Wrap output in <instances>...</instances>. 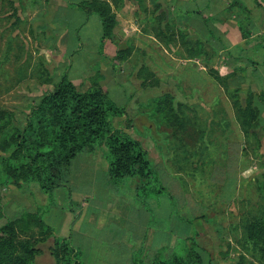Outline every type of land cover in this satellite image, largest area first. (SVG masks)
Instances as JSON below:
<instances>
[{
	"label": "rangeland",
	"instance_id": "obj_1",
	"mask_svg": "<svg viewBox=\"0 0 264 264\" xmlns=\"http://www.w3.org/2000/svg\"><path fill=\"white\" fill-rule=\"evenodd\" d=\"M96 1L103 9L109 7L107 0ZM110 2L113 4L112 0ZM123 3L113 5L120 8ZM5 8L9 9L10 5L5 3ZM147 13L148 8H142L138 13L140 24L135 21L133 30L122 31L126 41L117 50L122 51L121 56L112 64L114 82L101 88L103 76L98 69L99 62L92 61L83 66L93 67L96 74L86 83L75 85L81 91L98 86L123 109L121 117L110 120L111 129L123 131L137 140L148 157L150 154L152 165L164 172L158 174L163 187V193L158 196L165 198V211L157 217L147 203L149 198L158 196L139 194L138 199L133 194L138 180H128L124 186L98 185L91 200L124 217L123 233L128 239L122 238L132 244L140 240L145 248L147 228L164 233L158 235L156 242L162 240L165 250L147 252L142 248L133 261L136 264L162 261L181 242L183 246L173 253L191 252L199 257L201 264H264V259L255 251L254 242L242 228L245 212L263 202L264 195V121L256 134L249 132L246 137L233 107V102L240 103L251 94L250 89L242 84L231 85L233 66L205 62L203 57L179 45L176 37L169 40L168 51L163 44L165 39L155 38L166 25L159 28ZM0 26L4 27V31H0L2 142L12 139L14 128L24 127L43 93L50 91L59 79L58 65L40 49V38L34 43L36 46L28 47L21 38L12 42L14 31L10 20L1 21ZM19 28L23 35L26 28L23 25ZM172 29L170 33H175ZM14 42L17 45H13ZM33 50L36 51L34 61ZM90 57L95 58L92 54ZM80 64L75 63L77 67ZM238 89L240 92L234 95ZM104 149L106 151L104 147L96 148L94 154H79L72 171L93 165L101 153L105 158ZM160 177L165 178V184ZM172 186H176L174 192ZM82 189L75 185L58 190L50 204L49 196L40 191L37 182L14 185L0 173V228L21 211L40 213L42 218L50 213L53 226L60 227L64 214L72 211L76 215L75 195ZM160 198L156 199L160 201ZM141 202H145V206ZM10 205H15L16 213ZM169 209L173 210L171 217ZM104 215L108 217L110 213ZM33 229L35 238L44 239L39 244L35 264H63L67 253L72 258L77 253L66 251L60 243L54 256L52 239L46 240L37 228ZM27 234L19 232L17 239L33 241Z\"/></svg>",
	"mask_w": 264,
	"mask_h": 264
},
{
	"label": "crops",
	"instance_id": "obj_2",
	"mask_svg": "<svg viewBox=\"0 0 264 264\" xmlns=\"http://www.w3.org/2000/svg\"><path fill=\"white\" fill-rule=\"evenodd\" d=\"M87 1L91 0H0V22L8 19L12 23V42L21 38L28 47L33 48L40 38V49L48 53L55 65H58V79L67 75L74 83L82 85L96 74L93 67L84 68L83 63L99 62L98 69L103 76L100 87L103 88L105 84L114 82V75L111 74L113 59L118 48L126 41L122 31L125 28L134 29V22L139 23L138 13L142 11V7L133 0H123V6L116 8L107 0L115 16V26L111 39L102 43V20L96 12L82 9V4ZM159 1L170 3V14L176 32L196 33L213 44L216 43L215 39L219 40L217 52L210 62L233 66L234 74L231 77H237L239 85L246 82L255 91L264 90V9L257 5L260 0ZM5 3L10 5L9 9L5 8ZM145 5L149 15L154 9V0H146ZM242 20L249 21L245 35H242L238 25ZM143 21L141 18L140 22ZM20 25L26 28L25 32L23 28V35L21 28L18 29ZM0 29L4 31L3 26ZM152 39L161 45L155 38ZM9 44L10 40L7 41V45ZM31 52L34 57L36 51ZM90 54L95 58L92 59ZM33 57L32 61L35 60ZM76 62L81 63L79 67L75 65ZM231 85L234 87L238 84L232 82ZM116 86L119 87L118 84ZM95 152L96 150L93 154ZM149 158L151 160L150 154ZM153 166L158 174L164 173L158 166ZM160 179L165 184V178ZM107 180L108 165L101 153L93 165L76 168L71 173L69 187L78 185L83 188L75 195L76 215L68 211L64 214L60 227L53 226L50 213L42 218L54 236L68 240L78 253L80 264H131L144 248L140 240L132 244L122 238L128 236L123 233L125 222L122 221V215H116L114 210L110 211L100 202L91 200L97 186L107 183ZM172 189L174 192L176 186H172ZM158 197H161L160 201L156 199ZM158 197L147 200L157 217L165 211V198ZM107 212L110 213L108 217L104 215ZM172 214L173 210L169 209V217ZM147 229L145 251L165 250L162 240L160 243L156 242L158 235L163 236L164 233Z\"/></svg>",
	"mask_w": 264,
	"mask_h": 264
},
{
	"label": "trees",
	"instance_id": "obj_3",
	"mask_svg": "<svg viewBox=\"0 0 264 264\" xmlns=\"http://www.w3.org/2000/svg\"><path fill=\"white\" fill-rule=\"evenodd\" d=\"M112 2L116 5L123 0H112ZM133 2L139 7L143 6V9L147 7L146 0H133ZM257 5L264 9V0L257 2ZM81 7L87 11H94L100 16L101 41L104 43L110 40L115 26V16L110 6L105 10L96 0H91L84 2ZM169 7L170 3L154 0V9L149 15L159 28L166 25L163 29H158L160 31L155 38L158 41L164 38L163 44H166L165 48L170 50L168 42L172 40V36L176 37L181 46L203 57L205 62H210L217 52L219 40L215 39L216 43L213 44L196 33L176 32ZM248 23L247 20L238 22L242 35L246 34ZM171 27L172 32L175 33H170ZM212 38L214 39L213 36ZM121 54L122 51H118L113 61L118 60ZM232 82L239 85L237 77H233ZM52 86L50 91L43 93L31 110L24 127L21 130L14 128L12 139H4L0 142L2 153L0 173L3 176L10 178L14 185L37 182L40 191L49 196L51 204L54 192L69 189L73 163L78 155L92 154L96 148L104 147L106 148L104 157L108 165L107 184L124 186L128 180H138L139 183L133 187V194H136L138 199L139 194L146 197L147 193L155 196L163 193L158 173L142 145L129 134L111 129L110 120L121 117L122 108L115 105L100 87L95 86L87 91H81L67 75L62 76ZM244 86L250 89L251 94L241 99L240 103L233 102V107L238 112L237 116L247 137L249 132L256 134L263 126L264 90L255 91L251 88L252 85L246 82ZM238 92L239 89L234 95ZM141 203L145 206V202ZM14 206L8 207L16 213ZM8 220L7 224L0 228V264H35L36 257L40 253L39 244L44 239L38 237L36 239L33 236V227L37 228L39 235H44L46 240L52 239L51 250L54 256H57L55 248L60 243H63L66 251L73 253L75 251L68 240L52 234L40 213L21 211L13 220ZM242 228L247 238L254 242L255 251L264 259V195L263 202L245 212ZM19 232L28 233L33 241L18 240ZM183 244L181 242L176 248H181ZM175 249L162 261L142 264H201L199 257L191 252L177 254L173 253ZM156 255L158 253L154 256ZM74 259L77 261L74 262ZM79 260L78 253L74 254L73 258L67 253L63 264H80Z\"/></svg>",
	"mask_w": 264,
	"mask_h": 264
}]
</instances>
